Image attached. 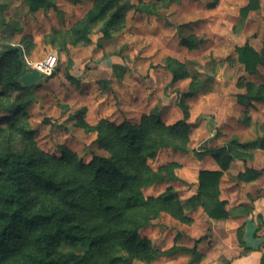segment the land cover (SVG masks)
Returning a JSON list of instances; mask_svg holds the SVG:
<instances>
[{"label":"trees","instance_id":"obj_1","mask_svg":"<svg viewBox=\"0 0 264 264\" xmlns=\"http://www.w3.org/2000/svg\"><path fill=\"white\" fill-rule=\"evenodd\" d=\"M25 1L30 12L53 5L49 0ZM171 1L138 0L131 7L139 13L159 17ZM217 1L212 0L206 6L213 7ZM112 2L115 3L114 0H94L81 27H74L67 33L54 30L51 38L60 32L81 33L82 38L72 36L70 42L88 44V25L99 21H102V35L112 36L117 28L114 26L122 25L124 20V13L120 10L109 12ZM259 2L248 0L240 8L241 17L245 18L250 10H258ZM204 41L195 34L181 38L189 50L199 48ZM235 51L238 62L246 71L254 72L257 66H264V59L248 41L236 46ZM7 60L10 65L4 74L0 71V88L4 94L16 89L17 94L11 104L3 108L12 115L7 130L0 131V264H89L96 261L97 256L102 257L101 264H132L134 260L151 262L158 256H171L179 251L193 253L194 247L177 244L153 250L150 240L142 236L140 230L150 226L162 212L189 223L188 211L199 205L208 211V206L215 203L222 172L200 169L197 192L184 200L171 186L157 196H145L143 188L178 179L173 170L180 166L179 163L170 161L152 169L147 159L154 158L159 150L166 148L191 151L189 132L199 119L194 123L188 121L187 100L206 89L207 78L191 74L185 63L165 56L163 67L171 74L169 86L177 80L189 79L185 90H177L176 105L181 118L166 123L154 110L142 115L138 122L128 118L120 122L102 118L90 129L97 132L95 142L108 155L94 152L85 163L65 147H62L60 156L55 157L34 145L35 129L18 122V118L26 114V97H32L33 88L37 86L20 81V76L27 71L22 44L0 45V64ZM72 64L68 59V65ZM237 86L245 88V93L237 95L239 102L245 99L264 102V84H256L241 76ZM84 113L85 109L75 116ZM244 117L246 120L243 121L248 123L250 118ZM235 141L237 139L233 138L220 147L204 146L202 153L213 155L225 167L234 152L232 142ZM260 144L264 148V134L260 137ZM193 151L196 155L201 154ZM259 173L260 170L245 168L247 180ZM214 205V209L222 208L223 202L216 201ZM209 214L214 216V210ZM84 239H92L84 255L59 249L60 243L72 244ZM119 253H125L128 258L124 259L126 256ZM260 264H264V256Z\"/></svg>","mask_w":264,"mask_h":264},{"label":"rangeland","instance_id":"obj_2","mask_svg":"<svg viewBox=\"0 0 264 264\" xmlns=\"http://www.w3.org/2000/svg\"><path fill=\"white\" fill-rule=\"evenodd\" d=\"M114 1L109 12L117 9L123 12V24L118 23V26H114L117 28L112 36L104 37L100 30L102 21L89 23L88 44L70 42L72 36L79 35L82 38L81 33L75 35L60 32L52 39L51 32L60 29L67 33L74 27H81L86 12L93 7L94 0H59V6L50 2L56 7V12L60 11L64 25L48 33L37 30L21 33L22 29L16 28L21 27L20 21L30 28L32 19L24 17L25 12L19 11L16 25L10 27L12 20L10 22L5 20L3 10L0 8L3 15L1 17L0 13V30H6L0 32V45L22 44L26 62L40 61L53 51L58 55L61 52L62 55H67L66 61L61 64H59L61 58L58 60L51 75L42 77L36 83L33 96L26 97V114L18 118L19 123L24 122L35 129L33 143L46 154L58 157L62 147H65L76 153L85 163L92 158L94 152L108 155V152L95 142L97 132L90 129L102 118L116 122L128 118L138 122L142 115L154 110L165 121L169 118V121L173 122L175 112H172L171 104L175 103L176 106V100L170 98L168 99L170 103L166 105L163 103L165 96L174 93L176 97V89H184L189 79L169 86L171 74L163 67L165 56H175L185 64L189 62L193 69L205 74L212 75L213 72H218L238 76L242 68H239L238 63L234 61L235 58H232L234 47L246 38L262 47L264 40L262 12H253L246 21L238 16L239 7L247 0H222L216 10L208 9L206 6L211 0H174L175 2H169L166 9H162V12L166 13V22L137 12L131 4L138 0ZM260 1L264 8V0ZM212 11H215L213 12L215 17L211 14ZM204 12L208 15L203 16ZM48 18L49 15L45 12L43 21ZM189 20L196 22L187 26V31L205 37L204 44L196 50L182 48L176 35V26ZM217 46L223 50L216 48L215 51L214 48ZM226 54V58H223ZM68 59L73 62L72 65H68ZM9 65V60L3 61L0 64V71L4 74ZM60 71L61 75H58ZM16 94V89H10L4 94L0 88V131L7 130V122L12 115L3 108L11 104ZM84 109L83 116H75ZM160 151L154 158L147 159V164L152 169L165 164L167 157L171 156H160ZM178 158L180 163H177L180 166L173 170L178 179L154 183L143 188L145 196H157L168 186L178 188L183 184L189 185L182 175L192 179L194 155L188 151ZM178 195L184 200L181 192ZM200 227L199 221L186 225L162 212L150 226L140 230V234L150 240L153 250H163L173 244L192 245L194 240L192 238L205 232L204 228ZM91 242L92 239L79 240L72 244L64 242L59 244V249L84 255L88 252ZM119 254L126 256L125 253ZM96 258V261L89 264L102 263L101 256ZM127 258L128 256L124 257ZM132 264H198V262L192 261L189 253L179 251L171 256H158L151 262L134 260Z\"/></svg>","mask_w":264,"mask_h":264},{"label":"crops","instance_id":"obj_3","mask_svg":"<svg viewBox=\"0 0 264 264\" xmlns=\"http://www.w3.org/2000/svg\"><path fill=\"white\" fill-rule=\"evenodd\" d=\"M49 1L59 6V0ZM171 2L175 1L172 0ZM221 2L222 0H218L215 6L208 7V9L216 10ZM259 5L260 8L258 10H250L245 18L241 17L242 20L246 21L247 17L253 12L260 11L264 15L262 1L259 2ZM240 7L238 10L239 17L241 16ZM0 8L3 10L5 20H9V22L12 20L10 27L13 24L16 25L19 11L25 12L24 17L32 19L30 24L31 29L25 26L24 22L20 21L21 27L16 28L22 29L21 33L34 32V30L48 33L64 25V21H61L62 16L59 13L60 11L56 12V7L53 5L30 12L25 0H0ZM45 12H47L49 18L43 21ZM213 12L215 13V11H212L211 14L214 16ZM0 13L1 17H3L1 11ZM165 14L161 13L159 17L149 15V17L166 22ZM202 14L203 16L208 15L206 12ZM199 20L197 19V21ZM194 22L196 20H189L185 23L181 22L176 26V35L179 38L181 47L184 49L187 48L182 44L181 38L188 34H195L190 30L187 31L186 28ZM1 31L6 30L2 29ZM252 35L254 37V33ZM198 37L205 40V37ZM245 41H248L259 52L260 57L264 59V40L262 47L256 45L254 42H250L249 38H246L236 46L243 45ZM235 47L232 58H235V63H238L239 68H242V72L238 76L223 75L218 72H213L212 75L205 74L193 69L190 63L186 62L190 73L198 74L202 79L207 78L208 84L204 91L196 92L187 100L189 105L188 121L194 123L199 119L198 123L193 125L189 132V146L191 153L194 155V165L191 167L193 169V177L189 179L184 174L182 175V178L192 186L183 184L178 188H173L178 194L181 192L183 198L186 199L197 192L198 172L200 169L222 172L219 180L218 194L214 198L215 203L216 201L223 202L222 208L214 209V203L208 206L209 210L207 211L205 207L199 205L188 211L191 221L183 223L190 225L199 221L200 228H204L205 232L192 238L194 239L192 245L182 244V246L187 248L194 247L193 253H186H189L191 260L198 262V264H260L261 257L264 256V148L260 144V137L264 134V102L251 99H245L242 102L237 100L238 94L245 93L244 87L237 86L239 77L242 76L246 80L256 84H264V66H257L254 72L246 71L237 60ZM216 48L223 50V48L217 46L214 48L215 51ZM62 54L61 52L58 55L59 60L60 58L62 60L59 61V64L67 59V55ZM168 56L178 59L172 55ZM226 56L227 54L223 55V58H226ZM58 75H61V71L58 72ZM71 75L73 76L72 73ZM183 80L186 79L177 80L171 85ZM186 88L187 86L182 90ZM177 90L179 89L175 91L176 97ZM174 95V93H171L170 96L166 95L163 103L169 104L168 99L170 98L173 101L176 100ZM171 106L172 112H175V120L173 121L175 122L181 118V112L176 107L177 105L175 106V103L171 104ZM246 115L250 118L248 123L243 121ZM161 119L163 118L161 117ZM165 122L172 123L169 121V118ZM233 138L237 139V141L232 142L234 152H232L231 158L227 161L225 167H222L221 161L217 160L213 155L202 153L204 146L220 147L227 144ZM193 150L199 151L201 154L196 155ZM185 153L187 152L166 148L160 151V156L171 155L167 157L165 162H179L180 158L178 157ZM246 167L260 170V173L257 177L247 180L245 178ZM184 168L185 166L183 165L182 169L184 170ZM180 198L182 199V197ZM210 210H214V216L209 214Z\"/></svg>","mask_w":264,"mask_h":264},{"label":"built area","instance_id":"obj_4","mask_svg":"<svg viewBox=\"0 0 264 264\" xmlns=\"http://www.w3.org/2000/svg\"><path fill=\"white\" fill-rule=\"evenodd\" d=\"M58 60V53L53 51L52 53H49L44 59L36 62H26V65L29 66V70L36 69L42 74V77H47L55 70Z\"/></svg>","mask_w":264,"mask_h":264},{"label":"water","instance_id":"obj_5","mask_svg":"<svg viewBox=\"0 0 264 264\" xmlns=\"http://www.w3.org/2000/svg\"><path fill=\"white\" fill-rule=\"evenodd\" d=\"M25 68L27 71L20 76V81L23 84H36L42 78V74L36 69L29 70L28 65Z\"/></svg>","mask_w":264,"mask_h":264}]
</instances>
